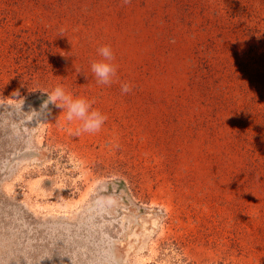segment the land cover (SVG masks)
<instances>
[{
	"label": "rangeland",
	"instance_id": "1",
	"mask_svg": "<svg viewBox=\"0 0 264 264\" xmlns=\"http://www.w3.org/2000/svg\"><path fill=\"white\" fill-rule=\"evenodd\" d=\"M0 264H264V0H0Z\"/></svg>",
	"mask_w": 264,
	"mask_h": 264
},
{
	"label": "clouds",
	"instance_id": "2",
	"mask_svg": "<svg viewBox=\"0 0 264 264\" xmlns=\"http://www.w3.org/2000/svg\"><path fill=\"white\" fill-rule=\"evenodd\" d=\"M125 2L127 3L128 0H125ZM98 53L103 59L93 62L91 71L97 78L98 83L109 84L112 77L116 74V68L109 62L113 59L112 50L105 46L99 48ZM128 91L129 86L127 84L122 85V92L127 93ZM48 103H52L62 110L66 108L67 120L72 121L74 118L82 120L83 131L85 132L98 131L106 119L100 112L90 111L91 105L88 101L80 98L74 99L70 94H66L64 89L59 86L51 94H48V100L45 102L44 107H47Z\"/></svg>",
	"mask_w": 264,
	"mask_h": 264
}]
</instances>
